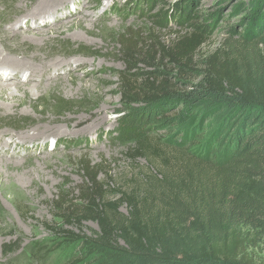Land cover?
<instances>
[{
    "label": "trees",
    "instance_id": "obj_1",
    "mask_svg": "<svg viewBox=\"0 0 264 264\" xmlns=\"http://www.w3.org/2000/svg\"><path fill=\"white\" fill-rule=\"evenodd\" d=\"M251 1L263 9L247 33L199 61L210 27L198 25L194 0H177L170 12L151 18L164 30L174 13L185 31L170 44L119 39L123 99L177 104L180 140L155 138L122 122L118 138L131 142L129 157L148 166L129 187L119 186L115 200L109 199L115 189L99 182L97 167L81 164L86 187L80 203L55 201L67 226L98 227L90 236L63 233L79 246L77 262L256 264L247 248L264 241V0ZM141 66L151 70L139 72ZM68 104L57 101L59 108ZM189 127L200 128L196 137H189Z\"/></svg>",
    "mask_w": 264,
    "mask_h": 264
},
{
    "label": "rangeland",
    "instance_id": "obj_2",
    "mask_svg": "<svg viewBox=\"0 0 264 264\" xmlns=\"http://www.w3.org/2000/svg\"><path fill=\"white\" fill-rule=\"evenodd\" d=\"M41 1L0 0L3 56L46 68L40 81H13L0 97V264H101L95 257L77 262L79 246L62 238L66 231L90 236L97 225L67 226L55 201L80 203L75 201L86 187L82 163L97 167L99 182L115 189L111 200L117 199L119 186L129 187V180L145 171L147 161L130 158L131 142L118 138L122 122L155 138L180 140L177 104L125 102L119 73L126 67L118 50L122 36L167 45L185 30L175 23L174 13L164 30L151 19L170 12L177 0H136L128 6V0H54V11L36 24L27 15ZM261 9L251 0H194L198 25L210 27L197 61L225 40L246 34ZM19 23L22 29H17ZM33 24L40 29L33 30ZM58 62L67 63L64 71L49 69ZM71 65L74 72L67 71ZM142 67L139 72L151 70ZM20 71V80L28 77ZM58 100L69 104L59 108ZM199 130L189 127V137ZM8 247L14 251L6 253ZM247 253L256 264H264V241L249 245Z\"/></svg>",
    "mask_w": 264,
    "mask_h": 264
},
{
    "label": "bare ground",
    "instance_id": "obj_3",
    "mask_svg": "<svg viewBox=\"0 0 264 264\" xmlns=\"http://www.w3.org/2000/svg\"><path fill=\"white\" fill-rule=\"evenodd\" d=\"M54 0H42L41 3L34 9L33 13L27 15L29 17V20L31 22H42L43 20L47 19V16L52 13L54 11V7H51V2ZM57 2V1H55ZM42 10H45L44 12H41ZM26 16V17H27ZM28 21V20H27ZM27 21H25V24H27ZM29 21V22H30ZM37 24V23H36ZM34 25V24H33ZM44 25V24H43ZM16 26V25H15ZM15 26H13V29L15 28ZM23 25L22 23L17 24V29H22ZM41 26H36L34 25L32 28L33 30L37 31L40 29ZM16 29V28H15ZM25 29V28H24ZM28 29V28H27ZM18 33V32H17ZM32 38H37L36 35H32ZM14 38V37H13ZM3 46V45H2ZM3 48V47H1ZM3 50H0V71H4V75L2 77H0V97L3 98V94L5 91H8V89H6V86L11 84L13 81H19L22 83H30L33 80L37 79V80H41V76L43 74V72L46 70V68L43 67V64H39V66H37V68L33 67L34 65L27 62H21V60H13V59H9L5 56H3L2 54ZM5 55V54H4ZM20 56V55H19ZM30 57V56H29ZM53 61V60H52ZM50 64V63H49ZM67 63L61 64V63H53L49 69L52 70H61V68L63 66H65ZM46 65V64H45ZM66 67V66H65ZM68 67V66H67ZM7 68H12L11 71H7ZM64 68V67H63ZM74 66H69V69L67 70L68 72H74L75 69H73ZM22 70V72L24 71V73H22V75H24L26 77L25 79L21 80L19 79V74L21 73L18 71ZM17 72L14 74V72ZM64 71V70H61ZM11 72V73H10ZM66 72V71H65ZM3 73V72H2ZM9 73V74H8ZM39 78L36 77V74H39ZM51 73V72H50ZM64 73V72H63ZM8 74V75H7ZM18 74V75H17ZM21 75V74H20ZM52 77H57V76H53V75H48V78H52ZM19 85V84H18ZM11 92V91H10ZM13 93H10V96H12ZM29 136V135H28ZM1 139V137H0ZM1 166H3L2 163H0V168Z\"/></svg>",
    "mask_w": 264,
    "mask_h": 264
}]
</instances>
